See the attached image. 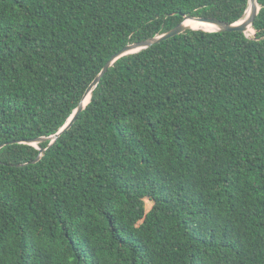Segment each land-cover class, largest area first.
<instances>
[{"label": "trees", "instance_id": "1", "mask_svg": "<svg viewBox=\"0 0 264 264\" xmlns=\"http://www.w3.org/2000/svg\"><path fill=\"white\" fill-rule=\"evenodd\" d=\"M258 1L253 33L188 29L120 57L51 146L0 148V264H264ZM248 5L0 0V144L58 132L125 45Z\"/></svg>", "mask_w": 264, "mask_h": 264}, {"label": "water", "instance_id": "2", "mask_svg": "<svg viewBox=\"0 0 264 264\" xmlns=\"http://www.w3.org/2000/svg\"><path fill=\"white\" fill-rule=\"evenodd\" d=\"M259 10H260L259 1L258 0H249V5H248V8L246 10L245 16L242 19H240L236 22H233V23H228V22H225L223 20H219V19L212 18V17L184 15V19L179 24H177L175 27L168 30L167 32L160 34V35H156V36L147 38V39H144V40L135 41V42H132V43L125 45L118 52L113 54L112 57L105 63V65L103 66L101 71L98 73V75L94 78L92 83L87 88L81 102L76 107L73 114L69 117L68 121L60 128V130L58 132H56L55 134L50 135V136H43V137H39V138H35V139H22V140L8 141V142L0 144V148H2L3 146H5L7 144H12L15 142L37 144L38 142H40L44 139H50L51 141L49 143V146H51L61 136V134L64 131L69 129L75 123V121L77 120V118L79 117V115L81 114L83 109L86 107V104L89 102L92 91L98 86L101 79L103 78V76L108 71V69L120 57H123V56L128 55V54L137 53V52L141 51L142 49L148 48V47H150L156 43H159V42L166 40L170 37L178 35V34L184 32L188 29H204V30H209V31H236V30H240V31H244V32L248 33L249 29H251V28L253 29L252 25H253L257 15H258ZM188 19H194V20L201 21V22H207V23L213 24L215 26V28L214 29H206V28H202V27L195 28L192 25H190L189 23H186V21ZM46 149L47 148H41V153L35 161H38L41 158L42 153Z\"/></svg>", "mask_w": 264, "mask_h": 264}, {"label": "bare ground", "instance_id": "3", "mask_svg": "<svg viewBox=\"0 0 264 264\" xmlns=\"http://www.w3.org/2000/svg\"><path fill=\"white\" fill-rule=\"evenodd\" d=\"M186 23H189L190 25H192L195 28H198V27H202V28H206V29H214L215 28V26L213 24H210V23H207V22L197 21V20H194V19H188L186 21ZM197 25H199V26H197Z\"/></svg>", "mask_w": 264, "mask_h": 264}, {"label": "rangeland", "instance_id": "4", "mask_svg": "<svg viewBox=\"0 0 264 264\" xmlns=\"http://www.w3.org/2000/svg\"><path fill=\"white\" fill-rule=\"evenodd\" d=\"M198 26V25H197ZM254 31L252 29H249L248 33H253ZM153 201L150 200L148 197L146 198V208H147V211L150 210L153 206Z\"/></svg>", "mask_w": 264, "mask_h": 264}]
</instances>
